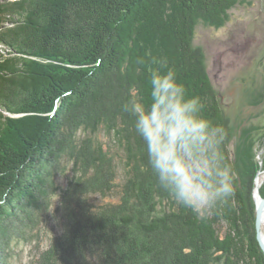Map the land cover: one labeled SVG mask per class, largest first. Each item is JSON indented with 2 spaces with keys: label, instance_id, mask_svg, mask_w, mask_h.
I'll use <instances>...</instances> for the list:
<instances>
[{
  "label": "trees",
  "instance_id": "1",
  "mask_svg": "<svg viewBox=\"0 0 264 264\" xmlns=\"http://www.w3.org/2000/svg\"><path fill=\"white\" fill-rule=\"evenodd\" d=\"M239 1L0 0V264L50 213L58 229L28 264H264L251 199L264 125L230 152L192 46L197 23L223 26ZM155 70H172L226 129L234 194L209 212L159 187L122 110L130 97L148 102Z\"/></svg>",
  "mask_w": 264,
  "mask_h": 264
},
{
  "label": "clouds",
  "instance_id": "2",
  "mask_svg": "<svg viewBox=\"0 0 264 264\" xmlns=\"http://www.w3.org/2000/svg\"><path fill=\"white\" fill-rule=\"evenodd\" d=\"M148 88L147 103L130 97L122 110L134 120L159 187L195 213L213 210L234 194L222 152L226 129L203 115L201 99L187 95L172 70L153 71Z\"/></svg>",
  "mask_w": 264,
  "mask_h": 264
},
{
  "label": "rangeland",
  "instance_id": "3",
  "mask_svg": "<svg viewBox=\"0 0 264 264\" xmlns=\"http://www.w3.org/2000/svg\"><path fill=\"white\" fill-rule=\"evenodd\" d=\"M192 46L203 58L212 88L226 116L228 148L234 154L241 148L246 131L255 133L258 126L262 129L260 126L264 125V99L255 98L260 97L264 89V0H240L228 11L221 27L197 23ZM254 93L257 95L252 96ZM254 151L258 172L252 180L251 199L255 209L257 192L259 195L264 193V146L258 139ZM256 182H260L258 187ZM61 183H65L62 177ZM56 203L55 199L54 205ZM54 215L50 213L45 217L41 236L32 244L21 241L10 244L8 259L5 258L7 264H28L32 255L38 253L36 246H46L58 229ZM261 232L264 233L262 223Z\"/></svg>",
  "mask_w": 264,
  "mask_h": 264
},
{
  "label": "water",
  "instance_id": "4",
  "mask_svg": "<svg viewBox=\"0 0 264 264\" xmlns=\"http://www.w3.org/2000/svg\"><path fill=\"white\" fill-rule=\"evenodd\" d=\"M264 210V198H261L257 192L255 201V233L259 248L264 254V233L261 232V217Z\"/></svg>",
  "mask_w": 264,
  "mask_h": 264
},
{
  "label": "bare ground",
  "instance_id": "5",
  "mask_svg": "<svg viewBox=\"0 0 264 264\" xmlns=\"http://www.w3.org/2000/svg\"><path fill=\"white\" fill-rule=\"evenodd\" d=\"M257 180V179H256ZM258 181H260V180H258ZM260 183V182H259ZM258 182H256V186L258 187L259 184ZM261 223H262V225H263V227H264V210H263V213H262V217H261ZM263 229V228H262Z\"/></svg>",
  "mask_w": 264,
  "mask_h": 264
}]
</instances>
